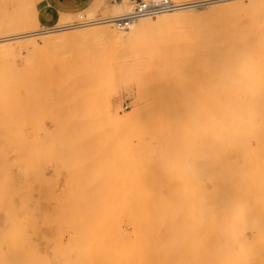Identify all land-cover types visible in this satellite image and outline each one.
I'll return each mask as SVG.
<instances>
[{
    "label": "rangeland",
    "instance_id": "374dc122",
    "mask_svg": "<svg viewBox=\"0 0 264 264\" xmlns=\"http://www.w3.org/2000/svg\"><path fill=\"white\" fill-rule=\"evenodd\" d=\"M137 1L130 2L129 12ZM170 1L178 4L186 0ZM28 3L35 8V0H0V22L27 20ZM206 7L197 11H207L210 6ZM103 13L100 9L91 16L98 19ZM169 13L173 12L158 17ZM113 27L121 33L129 29ZM18 53L2 54L7 58L0 59L4 65L0 66V83L6 85L0 87L8 88L6 92L0 89V163L5 166H0V187L4 181L8 183L1 187L5 192L0 191V200L13 192L8 196L11 202L15 197L16 204L25 197L27 201L36 197L41 205L55 206L69 201L67 194L74 190L72 200L113 201L120 230L117 264H264V99L259 100L260 93L264 94L263 68L240 77L237 84L233 82L228 94L219 83L201 88L194 80L176 78L167 85L159 73L156 81L141 86L136 69L143 64L117 44L61 49L41 55L42 59L32 54L34 64L29 63L30 54L28 58L21 50L19 58ZM8 78H13L12 83ZM13 81L18 86L12 87ZM240 82L244 89L238 86ZM99 91L107 97L99 93L96 97ZM94 97L95 101L108 98V108L101 106L105 101L95 103ZM246 100L251 101L247 111L241 106ZM225 105L232 115L229 152L214 160L215 155L207 149L213 148L210 127L214 131L215 124L208 118L223 117ZM99 106L106 110L103 114L112 113L109 120L114 126L104 119V110L96 113ZM142 107L144 112L139 114L144 117L148 113L145 118L135 116L136 122L115 128L116 118L134 116ZM218 108L226 109L215 115ZM200 114L208 117L200 118ZM213 172L217 175L211 176ZM8 177L21 185V190L31 186L28 190L36 193L28 192V197L23 193L26 196L20 199L22 194L14 195L19 189ZM8 185L10 192L6 191ZM83 192L86 199L79 198ZM202 193L209 195L203 197ZM0 214L2 234L6 224L3 212ZM36 225V231L28 230L27 237L38 248L39 264L77 260L69 250L65 220L39 218Z\"/></svg>",
    "mask_w": 264,
    "mask_h": 264
},
{
    "label": "bare ground",
    "instance_id": "6f19581e",
    "mask_svg": "<svg viewBox=\"0 0 264 264\" xmlns=\"http://www.w3.org/2000/svg\"><path fill=\"white\" fill-rule=\"evenodd\" d=\"M227 1L231 0H197L192 2H179L177 5H180L181 7L171 11L173 13L161 15L160 17H158V14L155 15L157 17L154 18H152V16H145L146 18L142 19L139 18L132 22L128 27L129 29L127 28V32L124 33L117 31L113 27L114 24L107 21L106 19L122 17L130 14L132 10L129 12L131 8L130 2L128 0H123L121 3L116 2L112 6H108V11L103 13L106 15H103L101 18L99 16L98 19H93L92 16H86L81 13L75 15L72 21L67 23H59L54 28L49 29L40 28L38 26L36 20L37 8L35 9L32 4L28 3L26 7L30 11V16L27 20H9L8 22H0V59L4 57L1 56L2 54H9L12 56V54L15 55L14 53L16 52H20L21 54V50L26 52V57H28L29 54L31 56L32 54H35V56L38 54V56L40 55L41 58V55H45L53 51L70 49L87 44H117L121 46L123 51H130V53L135 54V56L137 55L138 59H136L138 60V63L143 64V66H140L138 69H136L140 73H138V75L140 76L139 84L141 86L146 87V85L156 81L157 77L155 74L159 73L161 74V78L166 81L167 85L172 84L176 78L186 79L187 81L194 80L195 83H198L199 87L201 88H208L209 86L219 83L222 89H226L225 93L229 94V92L232 93V88L234 87L233 82L237 84V81H239L238 79L240 77L251 75L248 73L256 71L258 67L260 69H264V0H235L236 2L223 4V2ZM133 2L134 1L131 3ZM206 6H210L207 11L198 12L199 8L201 9V7ZM150 28L151 30L153 29L152 32H150ZM36 36L42 37L34 38ZM20 54L18 55L19 58L21 56ZM34 57H31L33 59L30 58L29 63L35 61ZM37 62L39 63V60ZM32 64H34V62ZM18 73L20 74V72ZM4 74L6 75L8 73H5L4 71ZM11 75H9V77ZM19 76L17 75L16 77L17 81L20 78ZM6 78L3 77L5 80ZM12 79H9L11 83ZM6 83L8 87V82L6 81ZM14 83L15 82L13 81V84ZM2 86L5 87L6 85ZM16 86L18 85L15 83V86L13 85L12 87ZM238 86L243 88L242 86H244V83L240 82ZM6 89L8 88H5V90L3 89L4 91H2L6 92ZM103 92H96L95 96L97 97V93H99V95L102 94L104 97H107ZM104 97H99V99L97 98L98 101H95L96 98L94 97L95 103H99V101H103L102 103H104L105 101V105H101L104 106L103 108L107 107L109 102H107L109 96L107 99H104ZM23 98L24 97L21 99ZM101 98H103V100H101ZM263 99L264 94L260 93L259 100L262 101ZM224 101L230 103L229 100L226 101L225 99ZM111 102L112 101H110L109 108L112 107ZM145 104H143V106ZM229 105H225V107H228H226L227 109H215L216 111L219 110L217 112L218 114H215L214 110L211 111V113L214 112L215 115H220V110L223 112L226 109V112H224L225 115H223V117L214 116L215 118H208L210 123L215 124L214 131L212 126L210 127L213 133H210L211 130L209 131V128L206 129L210 135L212 134L213 137L212 140H209L211 137L207 139V141H211V146H213V148H211L212 151L208 149L207 151L213 152L212 154L215 155L214 160L215 157L216 159L223 156L227 157L226 155L229 152V149H227V144L229 142L228 139H230L232 123V115L230 112L231 109L229 110ZM101 106H99V108H101ZM241 106H244V109L247 111V108L251 106V101L246 100ZM98 109L95 110L96 113L98 111L97 114H99L101 110H104L102 114L106 111L102 108L100 110ZM143 109L144 107H142L140 111H136V109H134L136 111V113L134 112V116H132L130 113L129 115L127 114L121 118H116L115 123L117 124H115V128L119 127L118 130H120L122 127L125 128L128 124H130L127 123L128 121L136 122L137 120H133V118L136 116L137 119H139V113L141 110L144 112ZM239 109L243 110L242 108ZM211 113L210 116H213L214 114L212 115ZM111 114L112 113L110 112V115ZM103 115L106 121L110 119L109 117H111L109 112ZM105 115H107L106 118ZM147 115L148 113L145 116ZM202 115L200 118L205 117L206 114H204V116ZM145 116H141V118H145ZM207 117L205 124L209 123L207 122ZM211 118L213 122L211 121ZM201 120L203 119H200V121ZM108 122L110 123L111 121L109 120ZM111 125L114 126L113 124ZM206 125L204 127H206ZM206 130L204 129V132ZM118 132L121 133L120 131ZM208 132L206 133L207 135L209 134ZM203 133L202 135L204 136L205 134ZM121 134L124 135L123 133ZM203 136L202 138L200 136L199 137L203 140ZM203 141L205 143V140ZM205 147H208V145H205ZM207 157L212 159V157L209 155ZM205 158L206 157H204V159ZM204 161H206V159ZM209 163L211 162L209 161ZM211 165L214 168V164ZM0 166L3 167V169L5 167L3 164ZM209 168H211L210 165ZM0 169L2 170V168ZM201 172H203V170ZM213 175L217 174L214 173L211 176ZM9 176H13V174L11 173ZM211 176L210 179H212ZM222 176L223 175H221V177ZM0 178L3 179V177ZM8 178L10 180V177ZM224 180L226 182V179ZM12 181L10 180V183ZM4 182L8 184L7 181ZM12 184H15V182H12ZM2 185L1 187H3ZM218 185L220 184L218 183ZM4 186L6 187L5 184ZM10 186L8 185L10 189H6V191L10 192ZM19 186L21 185L17 184L16 188L21 190ZM24 187L23 190L27 189V192L21 190V192H23L20 193L19 190H17L18 192L16 191L14 195L18 193L20 195L22 194L21 196H18L21 199L23 195L24 197L26 195L27 197L30 196L28 192L35 191V189L28 190V188L30 189L31 186H26L28 188L25 189ZM224 187L226 188V186ZM13 189L15 190V188ZM197 189V191L200 193L201 188ZM222 189L223 188H221V190ZM2 190L4 189H1L0 191ZM229 190L227 189L226 191L229 192ZM219 192L221 193V191ZM23 193H26V195ZM34 193H36V191ZM110 193L111 192H108L107 194ZM5 194L6 197H4L5 195L3 196L5 199H2L4 201L8 195L11 194L12 196L13 192L8 195L7 193ZM199 196L201 197V195ZM8 197L9 202H11L10 196ZM75 197L76 192L74 190L69 191L67 198H70V200L66 202H60V204L55 206H52L51 204L41 205L38 203L36 197V201H34L35 198H32L33 201L31 199H28L31 201H27L25 197V201L23 199L22 202L19 200L20 202L18 201V204H16L17 201L15 197H13L14 200H12L11 203H8L7 200V203L6 201L3 203L2 200H0V211L3 212V217L6 224L5 230H3L2 234H0V264H32L33 259L35 260L33 264H39L37 262L38 248L31 241V239L27 237V231H36V222L39 220V218H41L43 221H51L54 217H58L62 220H65L66 222V234L69 240V250L71 252V256L73 255V257L75 256L77 258L76 261L69 259V264H117V238L120 230L117 218L118 212L115 203L113 201L90 202L72 200ZM227 197H229V195ZM79 198L86 199L87 195H85V192H83L81 195H79ZM225 199L227 198L225 197ZM13 202H15V204H13ZM0 221L2 222V220ZM0 231H2L1 228Z\"/></svg>",
    "mask_w": 264,
    "mask_h": 264
},
{
    "label": "crops",
    "instance_id": "0c3cea01",
    "mask_svg": "<svg viewBox=\"0 0 264 264\" xmlns=\"http://www.w3.org/2000/svg\"><path fill=\"white\" fill-rule=\"evenodd\" d=\"M123 0H35L37 24L40 28H54L59 23L73 20L75 15H93L97 10L108 11L107 7ZM132 2L134 0H128ZM197 0H186L192 2Z\"/></svg>",
    "mask_w": 264,
    "mask_h": 264
},
{
    "label": "built area",
    "instance_id": "2783aa9c",
    "mask_svg": "<svg viewBox=\"0 0 264 264\" xmlns=\"http://www.w3.org/2000/svg\"><path fill=\"white\" fill-rule=\"evenodd\" d=\"M179 7L181 6L170 0H139L130 14L106 20L112 22L119 29H125L139 18L171 12Z\"/></svg>",
    "mask_w": 264,
    "mask_h": 264
}]
</instances>
